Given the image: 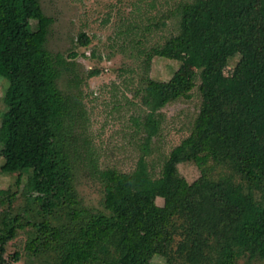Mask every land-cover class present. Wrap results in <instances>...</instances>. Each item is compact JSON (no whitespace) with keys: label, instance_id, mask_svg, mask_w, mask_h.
<instances>
[{"label":"trees","instance_id":"1","mask_svg":"<svg viewBox=\"0 0 264 264\" xmlns=\"http://www.w3.org/2000/svg\"><path fill=\"white\" fill-rule=\"evenodd\" d=\"M53 22L39 0H0V78L8 82L3 95L7 110L0 119V170L31 172L21 196L25 203L35 201L42 213L37 220L9 211L0 216V264H7L6 245L25 226V249L36 260L49 252L46 264H150L156 256L169 255L179 232L183 239L175 255L186 264L264 260V0L182 3L178 33L144 54L147 70L154 57L182 53L198 72L202 97L192 131L172 148L158 177L142 157L129 172L102 169L89 145L81 154L78 144L67 139L74 116L80 128L86 119L82 76L68 59L76 52L67 58L45 47ZM89 42L78 34L79 46ZM99 73L91 70L87 76ZM63 75L71 93L58 86ZM196 86V79L178 72L156 80L146 71L135 92L146 110V150L158 133L161 109L190 99ZM186 162L201 172L191 183L177 169ZM80 166L103 187L107 213L77 207L74 177ZM210 166L228 173L214 179ZM19 186L20 177L16 190L0 189V207H11ZM62 209L68 226L50 220ZM177 219L193 225H180ZM201 221L207 224H202L204 236L196 233ZM176 225L182 230L176 232ZM12 259L17 262L20 254Z\"/></svg>","mask_w":264,"mask_h":264},{"label":"rangeland","instance_id":"2","mask_svg":"<svg viewBox=\"0 0 264 264\" xmlns=\"http://www.w3.org/2000/svg\"><path fill=\"white\" fill-rule=\"evenodd\" d=\"M192 0H39L47 16L54 19L51 24L45 47L51 52H60L67 57L76 52L77 56L68 58L76 63L75 69L82 76L80 89L82 106L85 109V123L79 127L74 116L66 128L67 139L78 144V150L84 154L85 145H89L98 158L100 168H113L118 171L133 170L142 157L154 177L161 174L164 161L173 147L178 145L192 131L194 119L198 114L202 100L198 90V72L185 63V56L175 51L168 57H154L146 70L144 54L153 46H158L179 31V6ZM34 26L35 22L31 21ZM84 33L89 44L79 46L77 37ZM237 59H232L228 69ZM91 70H99L97 76L88 77ZM148 75L152 79L166 80L174 72L196 79V87L190 99H179L161 109L162 118L158 133L145 146L143 122L146 110L135 92L141 78ZM230 70H226L228 73ZM8 82L0 78V119L7 110L3 95ZM58 86L64 93H71L67 87V77L58 80ZM76 120V121H75ZM81 122V121H80ZM2 141L0 140V146ZM82 146V147H81ZM146 150V152H145ZM3 159L0 157V166ZM178 173L191 183L199 178L200 170L191 162L177 165ZM227 172L223 168L210 166L209 175L217 178ZM31 172L3 173L0 170V189L16 190L15 182L20 177L18 195L10 208L0 207V216L4 212L12 215L20 213L29 220L41 219L39 206L35 201L21 196V190ZM78 208L89 213L104 212V190L99 181L90 175L85 166L78 167L74 177ZM42 212V211H40ZM1 218V217H0ZM54 225L68 226L66 209L58 210L50 218ZM180 225L192 226L185 219H177ZM197 234L207 235L204 221ZM177 231L183 227L176 225ZM195 227V226H194ZM187 228V227H186ZM29 226L18 231L16 238L6 245L7 264H46L51 261L49 252L39 259L30 257L25 249ZM220 230L218 233H221ZM179 232L172 241L169 255L154 257L150 264H186L175 255L182 238ZM213 235V234H212ZM185 240V238H184ZM213 239L211 238V241ZM209 248L206 250L208 251ZM18 252L20 260L14 262L12 255ZM53 261V259H52ZM239 264H247L246 258H240ZM250 264H264V260H254Z\"/></svg>","mask_w":264,"mask_h":264}]
</instances>
